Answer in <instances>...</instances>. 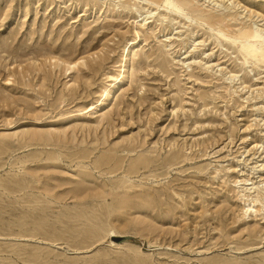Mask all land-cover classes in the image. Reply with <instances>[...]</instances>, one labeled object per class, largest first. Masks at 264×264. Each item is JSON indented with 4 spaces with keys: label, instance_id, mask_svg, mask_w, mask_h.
Wrapping results in <instances>:
<instances>
[{
    "label": "rangeland",
    "instance_id": "1",
    "mask_svg": "<svg viewBox=\"0 0 264 264\" xmlns=\"http://www.w3.org/2000/svg\"><path fill=\"white\" fill-rule=\"evenodd\" d=\"M0 264H264V63L143 0H0Z\"/></svg>",
    "mask_w": 264,
    "mask_h": 264
},
{
    "label": "bare ground",
    "instance_id": "2",
    "mask_svg": "<svg viewBox=\"0 0 264 264\" xmlns=\"http://www.w3.org/2000/svg\"><path fill=\"white\" fill-rule=\"evenodd\" d=\"M129 5L138 6L139 0H125ZM157 8H164L188 19L196 20L200 25L207 26L212 30H217L219 35L237 46L239 53L245 60H255L264 63V32L260 29L235 28L231 24L232 18L222 14L205 3L197 0H143ZM212 2V0H206ZM139 34V32H137ZM132 44V42H131ZM130 43L128 44V47ZM133 45L126 48L127 56ZM69 69L73 70L77 64H68ZM248 204V211H253L257 200L252 199ZM257 212V210L255 211Z\"/></svg>",
    "mask_w": 264,
    "mask_h": 264
},
{
    "label": "water",
    "instance_id": "3",
    "mask_svg": "<svg viewBox=\"0 0 264 264\" xmlns=\"http://www.w3.org/2000/svg\"><path fill=\"white\" fill-rule=\"evenodd\" d=\"M127 239H128V240H133V239H135V238H133V237H127Z\"/></svg>",
    "mask_w": 264,
    "mask_h": 264
}]
</instances>
